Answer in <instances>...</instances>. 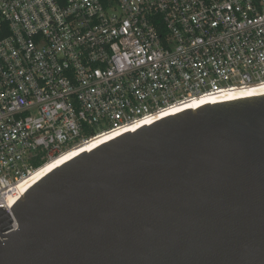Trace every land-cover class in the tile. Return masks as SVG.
Segmentation results:
<instances>
[{
	"label": "built area",
	"instance_id": "built-area-1",
	"mask_svg": "<svg viewBox=\"0 0 264 264\" xmlns=\"http://www.w3.org/2000/svg\"><path fill=\"white\" fill-rule=\"evenodd\" d=\"M251 90L264 0H0V207L97 138Z\"/></svg>",
	"mask_w": 264,
	"mask_h": 264
},
{
	"label": "water",
	"instance_id": "water-1",
	"mask_svg": "<svg viewBox=\"0 0 264 264\" xmlns=\"http://www.w3.org/2000/svg\"><path fill=\"white\" fill-rule=\"evenodd\" d=\"M10 209L0 264H264V92L83 153Z\"/></svg>",
	"mask_w": 264,
	"mask_h": 264
},
{
	"label": "bare ground",
	"instance_id": "bare-ground-1",
	"mask_svg": "<svg viewBox=\"0 0 264 264\" xmlns=\"http://www.w3.org/2000/svg\"><path fill=\"white\" fill-rule=\"evenodd\" d=\"M261 90V89H260ZM257 90H251L248 92V96L249 95H255L257 94L256 93ZM244 94V93H243ZM233 98H230L228 100H232ZM226 100V101H228ZM199 103L197 102H194L192 103L189 107H185L184 109H191L192 110V107H197ZM199 107V106H198ZM147 123H151L150 121L146 122V123H143V125H147ZM107 139H110L109 136H104V137H101V138H97L96 140L93 141V143L91 144H86L84 146H81L75 150H73L71 153H69L68 155H65L63 156L62 158H60L57 162H54V163H51L49 165H47L43 170H41L40 172L36 173L34 176H32L29 180H27L24 184H22V192H20L19 196L17 197V200L25 193V191L27 192L28 190H26L29 185L31 186L32 184H34V182H36V180L38 178H40L43 174H45L46 172L50 171L53 167H55L56 165H58L59 163L63 162V161H66L68 160L69 158L81 153V152H84L86 153L87 151H89L90 149H92V147L94 146H97L99 144H101L102 142L106 141ZM16 200V201H17Z\"/></svg>",
	"mask_w": 264,
	"mask_h": 264
}]
</instances>
